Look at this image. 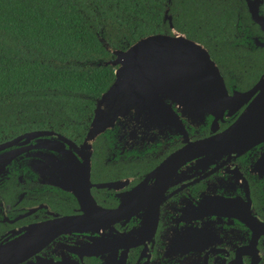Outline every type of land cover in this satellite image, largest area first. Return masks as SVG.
<instances>
[{
	"label": "flooded vegetation",
	"instance_id": "flooded-vegetation-1",
	"mask_svg": "<svg viewBox=\"0 0 264 264\" xmlns=\"http://www.w3.org/2000/svg\"><path fill=\"white\" fill-rule=\"evenodd\" d=\"M263 7L264 0L257 11L264 17ZM247 17L234 20L219 44L185 37L205 48L228 94L260 88L215 122L205 112L181 118L185 136L167 129L131 134L123 120L104 129L90 154L93 202L83 196V165L66 142L37 136L0 148V264H264V140L182 163L165 185L153 172L186 140L224 129L264 88V26ZM46 139L57 145L41 146ZM109 182L115 185L100 186ZM135 187L144 197L130 205Z\"/></svg>",
	"mask_w": 264,
	"mask_h": 264
},
{
	"label": "trees",
	"instance_id": "trees-1",
	"mask_svg": "<svg viewBox=\"0 0 264 264\" xmlns=\"http://www.w3.org/2000/svg\"><path fill=\"white\" fill-rule=\"evenodd\" d=\"M166 7L173 30L216 44L248 18L243 0H0V142L30 130L79 142L113 79L99 39L125 49L170 34Z\"/></svg>",
	"mask_w": 264,
	"mask_h": 264
},
{
	"label": "water",
	"instance_id": "water-1",
	"mask_svg": "<svg viewBox=\"0 0 264 264\" xmlns=\"http://www.w3.org/2000/svg\"><path fill=\"white\" fill-rule=\"evenodd\" d=\"M261 1L245 0V3L250 18L264 26V17L257 13ZM163 19L168 20L171 28L167 7L164 9ZM99 40L112 58L97 64L114 66L113 79L95 99L81 142L78 145L73 144L53 130H31L0 143L2 148L17 140L37 136H53L66 142L79 156V160L75 159V162L83 165V196L91 202L88 173L92 142L104 129L123 120L124 125L131 124L128 127L131 134L140 130L146 134L153 129H167L171 133L185 136L181 118L195 119L205 112L211 114L215 122L224 111L228 115L237 109L261 86L258 84L250 90L228 94L221 75L205 48L172 28L170 34L145 35L125 49H112L101 38ZM262 91L224 129L202 138L186 140L169 153L153 170L155 173L160 172L157 182L165 185L178 166L200 155L219 156L233 151L239 152L264 140V88ZM165 99H172L179 104L173 108L164 102ZM59 144L62 145L61 142ZM56 145V141L51 143L49 139L41 141V146ZM148 178L149 174L137 187L146 186ZM114 185V182L100 184L108 187ZM135 192L136 187L128 198L130 205L134 204L137 194L138 199L144 197L142 192ZM96 208L100 212L114 214L120 206L114 209ZM90 210H93L92 207Z\"/></svg>",
	"mask_w": 264,
	"mask_h": 264
}]
</instances>
